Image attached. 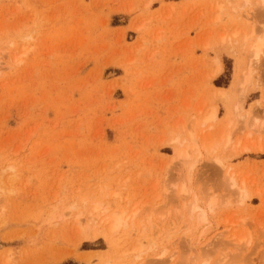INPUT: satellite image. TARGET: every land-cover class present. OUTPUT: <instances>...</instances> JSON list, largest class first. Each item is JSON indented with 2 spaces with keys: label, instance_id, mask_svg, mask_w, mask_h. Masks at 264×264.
<instances>
[{
  "label": "rangeland",
  "instance_id": "obj_1",
  "mask_svg": "<svg viewBox=\"0 0 264 264\" xmlns=\"http://www.w3.org/2000/svg\"><path fill=\"white\" fill-rule=\"evenodd\" d=\"M261 1L0 0V264H264Z\"/></svg>",
  "mask_w": 264,
  "mask_h": 264
},
{
  "label": "bare ground",
  "instance_id": "obj_2",
  "mask_svg": "<svg viewBox=\"0 0 264 264\" xmlns=\"http://www.w3.org/2000/svg\"><path fill=\"white\" fill-rule=\"evenodd\" d=\"M261 3L263 4V6H264V0H262L261 1ZM259 37V36H258ZM223 40V39H222ZM224 41V40H223ZM236 43V42H235ZM243 46H244V42H243ZM251 51V58H254V59H252V60H255V59H258V58H260V57H262L263 55H264V39H263V37H261V38H258L256 41H255V43H253L252 44V46H251V49H250ZM249 52V53H250ZM250 55V54H249ZM251 73H252V71H250ZM243 75H244V73H243ZM242 75V76H243ZM250 75V74H249ZM249 75H247L246 73H245V75H244V80H243V78L240 80V81H243L242 83H241V85H240V81H239V85L241 86V88H242V86H245V85H247L248 84V82L250 81V77H249ZM212 116H214V113L212 114ZM181 153V152H180ZM179 153V154H180ZM182 155V154H181ZM217 160V163H219L220 165H222L223 167H224V165H223V163L219 160V159H216ZM222 167V168H223ZM256 168V167H255ZM232 170V171H231ZM230 170V168H226V172L228 173H226V176H228L227 178L229 179V181H230V183H232V186L235 188V189H237V191L239 192V193H241L242 195H244V198H246L247 196H248V194H247V191H246V189H245V187H243V184H240L239 183V181H238V177H237V174H236V172L233 170V169H231ZM191 173V172H190ZM189 178H190V176H189ZM191 179V178H190ZM191 181V180H190ZM182 187V186H181ZM244 189H243V188ZM183 188V189H182ZM181 188V190H180V192H182L183 194H186V193H188L189 192V190H188V188L186 187V188H184V187H182ZM190 189V188H189ZM202 189V188H201ZM240 190V191H239ZM191 191V190H190ZM201 192V191H200ZM203 193V192H202ZM200 196V195H199ZM202 196V195H201ZM194 197H195V194H194ZM182 199H183V197H182ZM194 199H196L194 202H193V206H192V209H191V206H190V209L192 210V212H194L195 210L196 211H199V212H197L198 214L199 213H201L200 215H202V217H203V219H202V217L201 218H199L200 220L202 219L203 221H207L208 219L206 218V215L208 214L207 212L209 211L210 212V210H211V208H212V206H213V204L215 203L214 201H211V202H209L208 204H209V206H211L210 207V209H209V207L207 208V206H206V208L204 207V204H202V201H201V198L199 199V198H194ZM205 199H206V197H205ZM211 199V198H210ZM185 200V199H184ZM207 200V199H206ZM214 200V199H213ZM216 200V199H215ZM212 202H214V203H212ZM211 203V204H210ZM190 205H191V203H190ZM207 209H209L208 211H207ZM213 209V208H212ZM195 211V212H196ZM211 212H212V210H211ZM191 213V212H190ZM189 213V214H190ZM196 213V215H198ZM264 213V212H263ZM195 214V213H194ZM197 217H199V215L197 216ZM207 219V220H206ZM122 220H123V217L122 218H120V217H117V215L116 214H113L111 217H110V219H108V220H105L106 222H109L110 224H113L112 226H111V228L112 229H116L118 226H119V224H121L122 223ZM200 221V222H202L203 223V221ZM219 236V235H218ZM217 236V238H219ZM216 238V239H217ZM243 239L244 238H242V239H240V241H242V242H244L243 241ZM215 240V239H214ZM213 240V241H214ZM221 240V239H220ZM235 240V239H234ZM233 240V241H234ZM245 240V239H244ZM218 242V241H217ZM222 242V241H221ZM232 242V241H231ZM212 243H214V242H212ZM234 243H235V241H234ZM190 244V243H189ZM210 244L211 243H209L208 244V246H210ZM220 244V243H219ZM212 245V244H211ZM191 246H193V244H191ZM235 246H236V248L238 247L239 249L240 248H242V246L240 245V243H235ZM211 247V246H210ZM225 252V251H224ZM208 253V252H207ZM209 254V253H208ZM223 254V253H222ZM206 255V254H205ZM204 255V256H205ZM224 255V254H223ZM226 255V254H225ZM230 257V256H229ZM171 258V257H170ZM200 258V257H199ZM198 258V259H199ZM204 259H206V258H204ZM211 259V258H210ZM230 259V258H229ZM196 260H197V257H196ZM169 261V260H168ZM219 261V260H218ZM170 262V261H169ZM209 262V260L208 259H206V260H204L203 261V259H202V262H201V264L203 263V264H206V263H208ZM226 262H227V256H224L223 258H221L220 259V261L218 262V263H215V264H226ZM195 263V262H194ZM105 264H108V262L107 263H105ZM190 264H191V262H190ZM209 264H211V263H209Z\"/></svg>",
  "mask_w": 264,
  "mask_h": 264
}]
</instances>
